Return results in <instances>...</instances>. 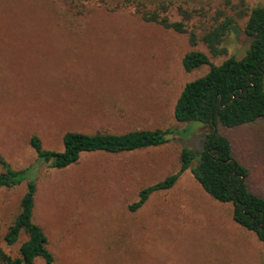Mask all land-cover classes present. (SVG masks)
Here are the masks:
<instances>
[{
    "label": "rangeland",
    "instance_id": "obj_1",
    "mask_svg": "<svg viewBox=\"0 0 264 264\" xmlns=\"http://www.w3.org/2000/svg\"><path fill=\"white\" fill-rule=\"evenodd\" d=\"M117 1L0 0V155L13 169L29 168L32 216L47 236L52 264H264V244L232 219L230 203L205 194L189 169L171 188L129 207L142 188L177 172L181 147L199 149L208 130L173 115L183 85L209 68L187 72L182 57L196 49L216 64L242 58L251 42L242 31L246 18L225 37L226 54L213 57L202 41L191 45L188 32L144 21ZM141 1L198 10L186 24L198 37L215 9L233 13L225 0ZM168 13L180 19L176 7ZM155 128L176 131L156 147L84 152L62 169L43 163L30 145L33 134L43 148L60 150L66 131ZM218 129L248 169V188L264 197V117ZM25 184L0 187V246L13 256L25 236L11 246L3 236Z\"/></svg>",
    "mask_w": 264,
    "mask_h": 264
},
{
    "label": "trees",
    "instance_id": "obj_2",
    "mask_svg": "<svg viewBox=\"0 0 264 264\" xmlns=\"http://www.w3.org/2000/svg\"><path fill=\"white\" fill-rule=\"evenodd\" d=\"M117 4L125 9L132 8L144 21L158 23L176 32H188L189 43L196 45L202 41L213 57L226 54V47L222 45L225 37L237 29L238 19L246 18L242 31L251 37V42L242 58L229 56L216 64L205 52L196 49L187 51L182 57V66L187 72L203 65L209 68L203 75L183 85L175 101L173 115L177 121L200 122L208 130L202 133L199 149L181 147L177 172L142 188L137 201L129 207L134 210L152 192L171 188L180 173L189 169L205 194L218 202L230 203L232 219L253 232L264 244V197L248 188V169L234 158L229 139L218 129L219 126L231 128L254 123L264 117V3L248 7L244 0L235 4L225 0V7L228 6L233 13L223 8L215 9L210 24L202 29L199 37L194 31L186 30L187 22L197 13L200 15L196 9L179 4L175 6L172 1H160L149 8L141 0H118ZM172 6L176 7L179 20L170 19L168 12ZM175 131L168 128L135 129L120 134L66 131L62 135L63 147L60 150L43 148L39 137L33 134L30 145L43 163L62 169L76 163L84 152L118 153L159 146L167 142ZM0 166V187H13L26 181L18 212L3 236L10 246L18 242L21 234L25 238L19 242L14 256L0 246V264H33L36 258L52 264L54 257L48 248L47 236L32 216L36 189L34 180L29 178V168L13 169L1 155Z\"/></svg>",
    "mask_w": 264,
    "mask_h": 264
}]
</instances>
